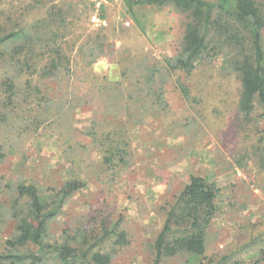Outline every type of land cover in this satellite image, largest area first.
I'll return each instance as SVG.
<instances>
[{
	"label": "rangeland",
	"instance_id": "obj_1",
	"mask_svg": "<svg viewBox=\"0 0 264 264\" xmlns=\"http://www.w3.org/2000/svg\"><path fill=\"white\" fill-rule=\"evenodd\" d=\"M61 1L77 12L67 45L74 75L60 94L69 103L82 99L87 105L83 111L73 109L60 126H45L18 140L22 153L11 152L0 165L2 184L21 176L46 187H58L69 177L85 183L51 222L49 239L61 241L79 221L92 224L102 217L111 222L120 219L130 244L117 251L111 264H146L149 245L162 226V208L173 202L191 176L203 177L220 189L219 214L207 241L208 257L221 260L227 248L249 239L250 229L252 235L263 231L264 171L255 162L240 168L236 160L257 142L264 121L257 120L255 113L253 122H243L237 111L239 80L220 62L200 66L190 75L169 74L164 88L169 113L142 122L128 120L130 115L146 117L152 110L150 100L135 93L136 82L128 91L124 86L136 79L137 64L161 67L176 53L186 18L169 7L129 8L124 0ZM258 2L264 4V0ZM95 36L105 37L106 52L87 68L85 76L82 52ZM178 79L189 89L187 101L175 88ZM122 90L121 97L114 99ZM129 93L132 101L127 102ZM92 120L129 130L130 168L116 176L106 172L99 152L84 135ZM3 136L0 129V141ZM11 197L2 198L5 210ZM14 233V223L0 215V252ZM243 258L248 259L247 255ZM188 262L180 257L163 264Z\"/></svg>",
	"mask_w": 264,
	"mask_h": 264
},
{
	"label": "trees",
	"instance_id": "obj_2",
	"mask_svg": "<svg viewBox=\"0 0 264 264\" xmlns=\"http://www.w3.org/2000/svg\"><path fill=\"white\" fill-rule=\"evenodd\" d=\"M124 2L129 8L169 7L186 18L176 53L165 59L161 67L137 64L136 79L124 86L128 91L136 82L135 93L148 98L152 110L146 117L130 115L128 120L142 122L145 118L166 116L169 113L164 90L166 77L171 73L190 75L198 67L217 61L239 80L237 111L243 122H253L255 113L257 120L264 121L263 3L258 0ZM76 12L77 8L61 0H0V129L4 130L0 165L11 152L22 153L18 140L36 134L42 127L60 126L73 109L83 111L87 105L82 99L69 103L60 94L64 87L70 86L74 75L67 45ZM87 46L82 52L85 76L87 68L104 56L105 37H90ZM127 75L123 74L125 80ZM175 88L185 101L189 100V89L179 79ZM122 93L123 90L114 99ZM128 101H132L131 93ZM258 110L261 113L257 114ZM128 131L92 120L84 133L99 152L103 168L114 176L131 166ZM259 133L251 150L236 160L240 168L255 162L264 171V129ZM3 180L0 177V215L14 223L15 233L5 241L0 264H111L117 251L130 244L121 220L111 222L108 217L92 224L79 221L61 241L49 239L51 222L85 187L82 180L69 177L58 187L41 186L25 176L5 184ZM219 193L215 183L191 176L173 202L162 208V226L149 245L146 264H163L180 257L190 264H264V230L252 235L250 229L249 239L227 248L221 260L207 256L209 230L219 214ZM5 196H12L6 210L2 199ZM242 254L247 255V261L241 259Z\"/></svg>",
	"mask_w": 264,
	"mask_h": 264
}]
</instances>
